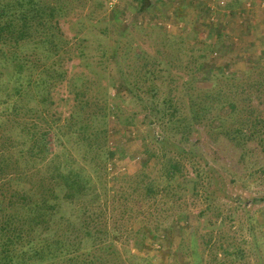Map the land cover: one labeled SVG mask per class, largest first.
<instances>
[{
  "label": "rangeland",
  "instance_id": "1",
  "mask_svg": "<svg viewBox=\"0 0 264 264\" xmlns=\"http://www.w3.org/2000/svg\"><path fill=\"white\" fill-rule=\"evenodd\" d=\"M42 2L56 7L57 49L39 47L40 63L29 62L24 73L46 85H31L11 101L16 67L0 63L6 88L0 94V227L24 219L15 193L33 192L39 200L53 189L42 183L40 163L22 159L14 168L20 148L32 144L17 123L37 133L62 123L77 96L86 105L119 108L107 121L113 157L88 156L85 165L73 144L63 147L70 152L64 163L77 161L93 178L85 195L71 201L54 188L52 229L77 239V255L95 264H264V170H258L264 152L217 131L230 119L238 125L240 118L264 117V91L246 101L247 84L264 73V0H195L191 6L190 0H150L141 12L136 0ZM23 48L35 53L34 45ZM144 64L155 71V96L140 77ZM123 78L138 80L141 100L120 89ZM165 101L180 113L171 117L167 109L164 116ZM215 118L221 122L213 128ZM81 226L91 227L95 239H81ZM3 239L0 233V245ZM236 249L239 258L231 255Z\"/></svg>",
  "mask_w": 264,
  "mask_h": 264
},
{
  "label": "trees",
  "instance_id": "2",
  "mask_svg": "<svg viewBox=\"0 0 264 264\" xmlns=\"http://www.w3.org/2000/svg\"><path fill=\"white\" fill-rule=\"evenodd\" d=\"M58 1L60 0H55V3ZM136 1L140 4V12L150 5L148 0ZM59 8L61 10V7ZM207 12H209L208 9ZM55 14L56 7L50 3H44L42 0H0V63L14 64L16 67V73L13 76L14 84L7 91V95L11 91V101L14 98L19 99L23 91L31 85L35 89L46 85L43 80L30 81V77L26 76L24 72L27 70L28 64L31 63L36 66L40 63L39 47L57 49L59 40L56 39L54 34L55 31H58L57 22L54 20ZM21 45H26V47L34 45L35 53L27 54ZM7 49H11L12 56L10 59L7 56ZM142 67L140 77L152 84L156 77L155 71L146 69L147 64ZM51 73L53 75H50V79L53 80L56 72L52 71ZM258 79L250 85L247 84L251 91L246 96V101H253V98L258 96L257 94L264 91V73H260ZM1 82L0 80V94L1 91L6 90V88L1 87ZM52 85L49 84L48 86L51 87ZM136 88H139L138 80L129 82L125 79L120 87L122 91L128 92L132 99L141 100ZM42 90L43 87H41L40 93ZM147 92L151 96H155L158 88L152 84ZM74 102L75 109L71 116L62 123L59 119L52 125L48 124L47 128L39 133L34 130L33 125L28 128L23 123H17V126L20 127V134L29 135L32 144L26 151L20 148V153L16 155L13 164L14 168L18 169L20 167L22 159H24V163L28 160L32 164L40 163L41 181L43 184L50 183L53 189L50 193L42 194L39 200H32L35 196L33 192L24 195L15 193L14 197L22 202L19 207L25 211V215L20 223L14 224L11 228L12 223L9 220L2 223L0 233H2L4 239L3 244L0 245V264H35L37 262L39 264H57L59 260L64 264H95L94 261L87 260L86 255L84 257L77 255L80 247L75 237L66 233L57 234L52 229V218L57 210L54 202L57 194H55L54 188H62L64 194L61 199L66 201L85 195L83 192L92 183L93 178L86 173L87 169L85 167H80L77 161L64 163L70 152L63 147L66 142L73 144L72 149H76L81 153V161H85V165L89 164V161H87L90 160L88 156H91V160H95L99 156H102L105 160L109 159L108 157H113L114 153L110 150L108 144L107 121L110 115L118 117L119 113L117 111L119 108L109 104L103 107L86 105L77 96ZM226 104L232 115H238L239 110L236 104L232 102ZM194 105L195 101L192 100V107ZM14 107L18 111L20 110L17 104H14ZM252 107L250 108L253 109L252 112L255 114L258 108ZM167 109L172 110L171 117L175 113H180V109L172 106V104H169L167 108V101H165L159 111L166 116ZM219 120L221 122L220 118L211 120L213 128L214 123ZM217 131L225 135V138L231 143L236 145L256 143L255 148L259 149L260 154L264 152L263 116L254 115V118H240L238 125H236V120L231 122L230 119L229 124L221 126ZM52 142L54 146L59 147L58 151L52 150ZM156 142L159 141L156 140ZM25 143L22 142L21 146ZM2 158L3 152H0V162ZM258 170H264V165H261ZM0 171L2 172L1 167ZM19 176L18 174L16 177ZM166 176L169 178L174 177V168L168 169ZM27 198H29V201ZM82 222L84 223V218ZM36 230H38L37 234ZM6 232L8 234H5ZM78 232L81 234V239H86V237L91 240L95 239L91 227L81 226ZM231 255L234 258H239L241 251L236 249Z\"/></svg>",
  "mask_w": 264,
  "mask_h": 264
},
{
  "label": "crops",
  "instance_id": "3",
  "mask_svg": "<svg viewBox=\"0 0 264 264\" xmlns=\"http://www.w3.org/2000/svg\"><path fill=\"white\" fill-rule=\"evenodd\" d=\"M148 1H150V0H148ZM193 3H195V0H190L189 5L191 6ZM192 16H193V20H194V18H196V17H194V13H193ZM200 26H202V25H200Z\"/></svg>",
  "mask_w": 264,
  "mask_h": 264
}]
</instances>
